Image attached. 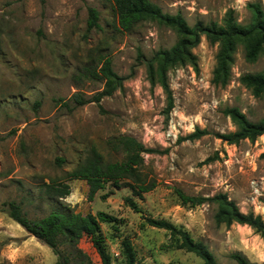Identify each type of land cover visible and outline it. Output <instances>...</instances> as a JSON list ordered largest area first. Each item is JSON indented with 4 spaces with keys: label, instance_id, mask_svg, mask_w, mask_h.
<instances>
[{
    "label": "rangeland",
    "instance_id": "obj_1",
    "mask_svg": "<svg viewBox=\"0 0 264 264\" xmlns=\"http://www.w3.org/2000/svg\"><path fill=\"white\" fill-rule=\"evenodd\" d=\"M164 12L181 13L189 25L222 24L233 9L239 22L250 20V2L264 0H153ZM99 10L100 28L88 30V8ZM175 31L154 21H141L132 31L119 29L113 0H0V264H55L57 256L3 210L16 201L32 219L50 212L59 200L72 210V244L62 246L68 264H101L92 237L100 228L112 264H123L121 241L128 237L137 264H204L192 252L177 248L170 233L148 218L182 225L214 254L219 264H237L233 253L252 264H264V237L246 224H217L212 203L184 205L175 188L190 195L226 192L244 213L264 218V135L255 141L229 144L215 133L235 130L228 106L239 107L252 121L264 116V97H256L240 81L246 72L264 68L235 53L226 86L213 83L218 44L205 36L193 50L198 69L187 64L168 72L175 105L166 112V94L147 77L146 58L172 47ZM110 57L124 84L100 104L75 108L64 102L75 92L91 98L103 80L86 76ZM63 99V100H60ZM70 106L74 104L70 102ZM199 127L207 134L178 141ZM130 135L146 148L141 171L156 186L140 198L129 186L88 179L61 180L96 149L105 162L125 154L111 144ZM61 158L63 161H58ZM51 179H60L52 183ZM133 197L139 209L130 207ZM114 216L100 221L97 213Z\"/></svg>",
    "mask_w": 264,
    "mask_h": 264
},
{
    "label": "trees",
    "instance_id": "obj_2",
    "mask_svg": "<svg viewBox=\"0 0 264 264\" xmlns=\"http://www.w3.org/2000/svg\"><path fill=\"white\" fill-rule=\"evenodd\" d=\"M113 5L118 27L124 32L132 31L139 22L147 20L165 25L175 31L178 39L172 47L160 48L150 58H146L139 52L140 61L146 65L150 83L153 86H161L166 94L167 113L175 105L168 72L172 68L187 64L196 70L198 69V57L193 50L199 45L203 36L209 43L218 44L212 79L216 85L226 86L231 80L235 53L239 46H242L244 58L249 63H255L262 55L264 56V8L261 2L248 3L247 7L251 17L246 23L239 22L235 11L230 9L227 11L222 24L197 22L194 25H189L179 12L175 14L164 12L160 5L153 0H113ZM99 20V10L90 6L87 19L88 30L100 28ZM86 76L95 80H103V89L91 98H86L81 92H75L69 100L64 102L68 108L72 109L92 101L100 104L104 97L111 96L117 89L122 88L125 79L114 71L110 57L104 59L99 69L92 66L88 67ZM239 81L254 96L264 97V68L257 72L243 73L239 77ZM70 102L74 104L73 107L70 106ZM224 113L230 117L235 130L227 133H215L223 141L229 144H238L245 139L255 141L264 135V116L258 121H252L237 106H228ZM207 133L206 129L197 127L194 132L180 136L178 141L198 139ZM111 144H113L114 149L121 150L125 154L124 160L105 162L103 155L96 147H93L90 155L83 162H80L60 179H88L103 183L111 182L116 187L129 186L133 189L134 195L142 198L143 193L156 186L154 181H147L142 174L143 154L155 150L146 148L140 140L130 135L114 137ZM58 161L62 162L63 159L59 158ZM60 179H51V182L56 183ZM175 193L184 205L197 206L206 202L214 204L216 207L214 219L217 224H246L264 237V218L253 211L242 212L237 203L226 192H219L212 196L190 195L180 188H175ZM48 199L55 201V206L48 214L40 218H30L24 212L22 205L16 201L6 202L3 210L27 232L53 250L57 256L55 264H68L61 247L72 244L75 238L71 226L72 210L59 200ZM126 202L130 207L139 209L138 203L133 197H127ZM97 215L99 220L103 222L115 220L114 216L103 211H99ZM147 222L152 226L166 229L177 248L194 253L203 260L204 264H219L209 247L196 240L190 231L182 225L174 224L166 219L155 218H148ZM92 242L100 257L101 264H112L113 257L100 228H97V233L93 235ZM121 256L123 264H137V253L128 237L121 241ZM231 257L237 264H252L241 253H233Z\"/></svg>",
    "mask_w": 264,
    "mask_h": 264
}]
</instances>
